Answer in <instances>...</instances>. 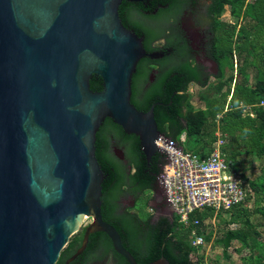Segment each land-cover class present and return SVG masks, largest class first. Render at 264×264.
Wrapping results in <instances>:
<instances>
[{
  "label": "water",
  "instance_id": "obj_1",
  "mask_svg": "<svg viewBox=\"0 0 264 264\" xmlns=\"http://www.w3.org/2000/svg\"><path fill=\"white\" fill-rule=\"evenodd\" d=\"M122 1L130 0H0V264H56L84 217L91 221L80 247L63 264L96 233L128 264H141L102 220L96 134L110 119L138 138L147 165L156 153L164 164L169 157L157 140L181 147L160 135L158 103L139 111L131 102V78L146 51L119 19ZM93 76L100 91L90 89ZM164 196L170 213L155 201L150 207L175 213Z\"/></svg>",
  "mask_w": 264,
  "mask_h": 264
},
{
  "label": "trees",
  "instance_id": "obj_2",
  "mask_svg": "<svg viewBox=\"0 0 264 264\" xmlns=\"http://www.w3.org/2000/svg\"><path fill=\"white\" fill-rule=\"evenodd\" d=\"M225 7L229 8V14L232 17L249 21L250 24L247 26L237 25V23L231 26L225 25L223 36L214 46L215 58L221 71L220 82L199 96L204 106L195 108L190 103L187 94L188 84L195 81L200 87H205V83L197 78L192 68L187 67L180 69L175 78L166 77L163 80L166 91L160 94L158 99L150 97L144 107L136 108L139 111H147L152 104L160 103L154 107L153 111L160 135L176 141L185 151L195 152L200 157H206L210 153L212 144L216 140L215 132L219 130L228 139L223 150L231 159L233 168L240 172L236 159L242 152L249 156H264V0H252L251 2L222 0L219 12H224ZM237 59L240 61L239 66ZM248 69L252 71L250 76L254 79L253 83H250L247 77ZM234 72L238 74V77L234 76ZM90 89L101 90L99 78L93 76L90 80ZM228 97L229 102L225 108ZM261 102L263 105H260ZM246 108L250 109L253 116L243 112ZM104 126L116 127L118 135L127 138L121 128L113 125L110 119H105ZM182 135L185 136L183 143L180 142ZM131 136H133L131 137L133 139L131 163L135 168V173L126 177L111 159L108 160L105 149L101 146L102 135L96 134L95 156L104 174L101 214L112 224L114 222L107 219V216L115 212V201L121 192V187L128 182L140 190L150 189L157 184V177L165 162L164 156L156 153L147 165L139 148L138 138ZM242 147L244 151L240 150ZM240 173L258 198L264 195V172L255 180L248 179L243 172ZM238 209L240 208L234 210ZM241 212L247 215L244 224L249 231L253 228L249 222V215L245 210ZM256 212L264 215V206L257 208ZM205 216L207 213L192 215V218L200 220V225L196 227L198 232L199 227L202 226L201 220ZM230 216L231 218L226 222L227 225L236 223L241 217L240 213L235 214L233 211ZM145 225L148 230L144 234V239L140 240L137 237L138 231L132 222L126 220L123 228L118 227L123 247L130 252L137 263L145 264L161 257L165 258L169 264H201L203 262L202 256L195 261L192 259V255L197 250L191 245L189 239L192 228L188 227L184 232L175 214L171 218L161 217L151 226L148 222ZM82 233L83 231L78 232L71 237L61 251L56 264H63L75 252L81 244ZM254 234L258 236L257 233ZM95 235L89 237L88 246ZM248 236L247 231L228 229L221 241L224 251L235 240L247 244ZM103 237L105 238L104 247L112 252L116 264H128L124 258L113 251L109 240ZM249 248L255 250L256 255L252 254L246 264H264V243L254 242L249 245Z\"/></svg>",
  "mask_w": 264,
  "mask_h": 264
},
{
  "label": "flooded vegetation",
  "instance_id": "obj_3",
  "mask_svg": "<svg viewBox=\"0 0 264 264\" xmlns=\"http://www.w3.org/2000/svg\"><path fill=\"white\" fill-rule=\"evenodd\" d=\"M221 2L222 0L121 2L118 16L122 25L141 39L146 51V56L137 63L131 78V102L135 107H144L150 97L158 99L166 91L163 80L166 77L175 78L180 69L192 68L205 86L210 78L219 80L221 71L215 58L214 46L223 36L226 25L224 12H219ZM150 54H153L152 58ZM190 84L199 86L195 81L188 86ZM106 128L103 122L97 133L102 135L101 146L105 149L108 160L111 159L124 176L132 175L135 173L131 163L133 136L125 134L127 138H122L116 132V127ZM154 201L162 210L168 211L164 192L158 183L150 189L140 190L126 182L115 201L114 214L107 216L114 224L103 216L102 220L112 225L118 233V227L123 228L124 221L128 220L138 231V239H144L148 230L145 224L148 222L151 226L161 218L154 220L152 215L143 211ZM171 214L173 215L172 211ZM102 235L109 240L104 233H96L90 245L87 244L83 253L76 258L78 260H74V264H116L112 252L104 247L105 238ZM109 243L111 244L110 240Z\"/></svg>",
  "mask_w": 264,
  "mask_h": 264
},
{
  "label": "built area",
  "instance_id": "obj_4",
  "mask_svg": "<svg viewBox=\"0 0 264 264\" xmlns=\"http://www.w3.org/2000/svg\"><path fill=\"white\" fill-rule=\"evenodd\" d=\"M260 105H263L261 102ZM246 108L243 110L245 113ZM253 116V113H247ZM164 136V135H163ZM216 140L206 157L195 152L185 151L176 141L168 138L181 147V152L162 144L157 140L156 146L169 154L161 168L158 184L165 192L171 206L183 228L193 226L190 232L191 245L195 248L204 246L208 226L216 222V213L230 212L246 205L253 190L241 173L233 168L223 147L226 135L219 130L215 132ZM167 138V137H166ZM185 136L180 137L183 143ZM194 213H207L202 220L192 218ZM212 214L208 217L209 214ZM205 237V239H204Z\"/></svg>",
  "mask_w": 264,
  "mask_h": 264
},
{
  "label": "rangeland",
  "instance_id": "obj_5",
  "mask_svg": "<svg viewBox=\"0 0 264 264\" xmlns=\"http://www.w3.org/2000/svg\"><path fill=\"white\" fill-rule=\"evenodd\" d=\"M252 0H247V2H251ZM223 19L226 23V25H234L238 24H244L249 25V21H242L240 19H236L232 17L229 14L228 7L225 8V11L223 13ZM236 63V60L234 61ZM237 65H240V61L237 59ZM235 67V66H234ZM236 68V67H235ZM252 71L250 69L247 70V77H249L250 83H253L254 79L251 78ZM234 76L238 77V74L234 72ZM220 81L218 79L210 78L208 84L205 87H200L194 84H190L187 89V94L189 95L190 103L195 108H202L204 105L202 101L199 100V96L207 91L208 89L212 88L216 83H219ZM225 89V88H224ZM223 89V90H224ZM229 102V97L226 102L227 107ZM246 113H250L249 110L245 111ZM228 139H226L227 144ZM184 146V145H183ZM241 151H244V148H240ZM237 167L240 170V172H243L244 175L250 179L255 180L257 177H259L264 172V156L263 157H255V156H249L246 155L244 152L240 154L236 159ZM145 197V196H144ZM264 206V195H260L259 198L254 193L250 194L249 199L245 206L241 207L238 210H232L235 214L236 212L240 213L241 217L238 219V221L234 224L227 225L226 222L231 218L230 212H219L216 213V222L214 225L208 226L206 230L208 231V236L205 239V243L208 241H213L212 247L210 250V253L208 255L209 264H246L247 260L251 257L253 254L256 255V251L251 250L249 248V245H251L254 242H261L264 243V215L257 213L256 209L261 208ZM247 211L249 215V222L253 225V228L251 230H247V226L244 224V221L246 219L245 214L241 211ZM145 213L152 215L155 219L159 217H165L170 218V215L172 214H164L155 212L150 206L144 208L143 210ZM212 214H209L208 217H210ZM91 219L88 217H84L82 220V225L80 227L79 232L87 226L90 223ZM190 228H193L191 226ZM228 229L232 230H243L247 231L249 233L248 236V243L244 244L240 241H232L230 244V247L224 251L223 245L221 244V241L224 237L225 232ZM183 231H186V228H183ZM254 233H257L258 236L256 237ZM190 239V237H189ZM71 240V238H70ZM69 240V241H70ZM191 240V239H190ZM204 255V249L198 247L196 252L192 255V259L195 261L200 257L201 255ZM204 257V256H203Z\"/></svg>",
  "mask_w": 264,
  "mask_h": 264
},
{
  "label": "crops",
  "instance_id": "obj_6",
  "mask_svg": "<svg viewBox=\"0 0 264 264\" xmlns=\"http://www.w3.org/2000/svg\"><path fill=\"white\" fill-rule=\"evenodd\" d=\"M208 236V235H207ZM206 236V238H207ZM213 241H207L201 248L204 249V255L202 254L203 262L201 264H209L208 255L210 253ZM198 249V248H197ZM204 256V257H203Z\"/></svg>",
  "mask_w": 264,
  "mask_h": 264
}]
</instances>
